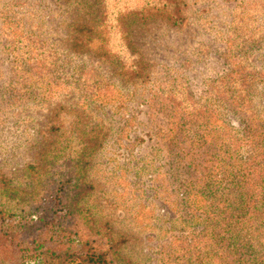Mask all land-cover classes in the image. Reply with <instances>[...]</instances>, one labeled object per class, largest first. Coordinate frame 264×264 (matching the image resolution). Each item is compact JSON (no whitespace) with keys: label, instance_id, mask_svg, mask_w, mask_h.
I'll list each match as a JSON object with an SVG mask.
<instances>
[{"label":"rangeland","instance_id":"1","mask_svg":"<svg viewBox=\"0 0 264 264\" xmlns=\"http://www.w3.org/2000/svg\"><path fill=\"white\" fill-rule=\"evenodd\" d=\"M99 5L0 0L1 254L264 264V0Z\"/></svg>","mask_w":264,"mask_h":264},{"label":"trees","instance_id":"2","mask_svg":"<svg viewBox=\"0 0 264 264\" xmlns=\"http://www.w3.org/2000/svg\"><path fill=\"white\" fill-rule=\"evenodd\" d=\"M72 3L78 5L79 3L83 5L81 10H84L83 16L84 19L82 22L77 23L75 26V35L73 37V46L76 48L87 49L93 41L97 40L99 43V48L102 46L101 49H104V42L108 40V32H107V24L106 20L103 18V11L102 6L99 5L96 7V3L98 0H94L90 2L89 0H71ZM100 1V0H99ZM119 20H123L122 23L120 22V32L121 34L127 33V28L129 27V21L136 20L132 17L130 20L126 21V19L121 15ZM123 37V36H122ZM7 214V215H6ZM234 215V214H232ZM11 213L5 211L3 208H0V225L9 224L12 222L11 220ZM60 215H57L59 217ZM215 216V215H214ZM55 217V216H54ZM52 217V218H54ZM33 221H39L42 219L41 216L36 215ZM213 211L210 215V220H212ZM233 220V219H232ZM232 220H229L232 222ZM32 221V220H31ZM235 223H240L235 221ZM42 224H45L43 221ZM237 230L241 228V226H236ZM7 231L0 228V233ZM4 246V245H3ZM4 250L6 247L4 246ZM48 249H44L40 252H33L27 256H17L14 261V264H109V260L104 257V254L101 252H94L93 250H88L86 253H80L79 255H71L69 257V253L66 251L64 254V258L61 259L60 252L55 253L54 251L51 252L52 256L56 255L57 258L50 256L47 254ZM80 256L79 259H77ZM55 259V261H54ZM7 262V263H6ZM9 261L5 259V257L0 252V264H8Z\"/></svg>","mask_w":264,"mask_h":264}]
</instances>
